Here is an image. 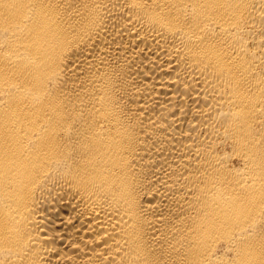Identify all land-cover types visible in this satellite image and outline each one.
I'll return each mask as SVG.
<instances>
[{
	"label": "bare ground",
	"instance_id": "1",
	"mask_svg": "<svg viewBox=\"0 0 264 264\" xmlns=\"http://www.w3.org/2000/svg\"><path fill=\"white\" fill-rule=\"evenodd\" d=\"M0 264H264V0H0Z\"/></svg>",
	"mask_w": 264,
	"mask_h": 264
}]
</instances>
